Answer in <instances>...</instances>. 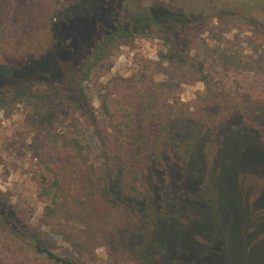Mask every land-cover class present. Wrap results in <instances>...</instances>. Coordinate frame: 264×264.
Returning <instances> with one entry per match:
<instances>
[{
	"label": "rangeland",
	"instance_id": "rangeland-1",
	"mask_svg": "<svg viewBox=\"0 0 264 264\" xmlns=\"http://www.w3.org/2000/svg\"><path fill=\"white\" fill-rule=\"evenodd\" d=\"M62 1L58 22L65 32L70 28L66 17L80 0ZM143 1L157 17L167 12L176 16L175 21L165 30L156 21L142 25L138 16L131 17L129 29L138 36L135 46H123L110 66L85 83L97 110L105 94V74L132 77L144 71L164 102L193 101L206 87L192 62L204 65L211 85L225 97L207 107L187 168L179 166L185 141L175 125L168 147L176 153L173 158L165 156L168 179L154 170L144 176L150 206L129 213L131 219H138L148 209L147 229L143 220H133L121 230L107 228L100 239L101 228L91 233L81 223L74 196L59 215L63 228L42 227L40 240L79 264H117L115 257L120 264H130L122 255H137L149 237L141 254L143 264H264V0ZM36 13L31 0H0V67L16 49L26 51L33 34L42 40L47 36ZM102 16L95 27L98 32L107 21ZM87 26V33L94 36L93 24ZM73 35L78 39L81 30L74 27ZM5 83L0 79V191L10 199L0 197V207H17L25 222L36 225L44 210L37 177L44 173L53 181L60 165L59 159L46 158L43 145L48 133L80 138L97 167V177L106 176L101 144L80 98H69L64 91L35 101L28 85L21 87L24 84L18 82L11 88ZM119 87L121 93H128L129 84H116L115 93ZM12 89L20 95L2 99ZM85 232L91 234L90 242Z\"/></svg>",
	"mask_w": 264,
	"mask_h": 264
},
{
	"label": "trees",
	"instance_id": "trees-1",
	"mask_svg": "<svg viewBox=\"0 0 264 264\" xmlns=\"http://www.w3.org/2000/svg\"><path fill=\"white\" fill-rule=\"evenodd\" d=\"M31 3L37 9V16L41 15L40 22L47 36L42 40L33 34V44L26 51L16 49L15 53L6 59L4 57L0 79L11 88L18 82L24 84L21 87L28 85L30 98L35 101L50 99L64 91L69 98H80L82 111L100 141L106 176L97 177V167L86 154L80 138L64 132L48 133V143L43 145L46 158L59 159L60 165L53 181L44 173L37 177L38 199L43 203V213L38 223L32 225L25 222L17 207L10 210L0 207V264H79L44 245L40 240L42 227L63 228L59 215L76 196L81 223L91 233H97V228H101L100 239H104L107 228L121 230L125 223L132 224L133 220H143L147 229L150 221L145 213L148 209L141 211L138 219H131L132 214L129 213L134 209L139 211L145 204L150 206L147 199L151 193L148 185L143 186L144 176L154 170L168 179L169 164L165 156L169 154L173 158L176 153H171L172 148L168 147L175 125L182 129L180 135L185 141L179 166L187 168L197 129L207 118V107L225 95L213 88L205 75L204 65L192 62L206 87L204 92L196 94L193 101L183 102L176 98L172 102H164L148 83V75L144 71L132 77L105 74V94L100 101L99 112L85 83H90L94 76L110 66L123 46H135L138 36L129 29L131 17L138 16L142 25L156 21L166 30L176 16L162 12L157 17L143 0H80L66 17L71 29L64 32L59 29L61 22H58L62 0H31ZM103 14L107 21L102 32H98L95 27L103 19ZM87 22L93 24L94 36L88 34ZM74 27L81 30V35H77L75 40ZM19 65L22 70H19ZM67 68H70V73L66 75ZM16 71L21 73L20 77ZM40 84L48 88L39 89ZM116 84H129L128 93H121L122 87L115 93ZM10 94H2V99L14 100L20 92L12 89ZM115 94L118 99H113ZM38 156L39 153L35 158ZM2 196L10 199L0 191ZM175 210L179 213L181 209ZM89 232L84 233L87 242L92 240ZM151 239L145 238L148 241L139 248L137 255L130 252L122 255V260L143 264L141 254ZM118 258L115 257V262L120 264Z\"/></svg>",
	"mask_w": 264,
	"mask_h": 264
}]
</instances>
